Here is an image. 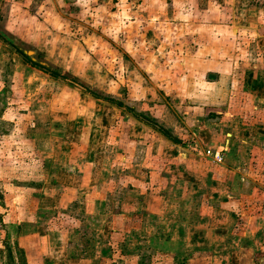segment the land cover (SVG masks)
Listing matches in <instances>:
<instances>
[{
  "label": "rangeland",
  "instance_id": "obj_1",
  "mask_svg": "<svg viewBox=\"0 0 264 264\" xmlns=\"http://www.w3.org/2000/svg\"><path fill=\"white\" fill-rule=\"evenodd\" d=\"M140 1L20 0L21 5L4 6L1 10L0 32L16 37L36 62H46L70 78L53 76L32 66L0 38V54H3V59L0 58V190L12 185L35 190L37 196L43 184L40 180L43 170H48L49 175H54L56 170L44 163V159L52 160L51 155H57L55 143L63 142V150L69 153L65 148L70 141H75L70 133L73 130L68 131L62 140L61 131L56 127L57 121L68 114L76 118L74 122L80 120L83 125L96 129L83 132L80 144L76 146L79 149L73 152L81 171L94 173L99 181H104L92 189L106 196V207L102 212L110 229L98 235L99 238L103 236L100 243L105 257L93 261V264L264 263V255L255 252L249 238L240 240L246 213L242 215L238 210L242 204H255V207L264 204V168L260 166L254 170L253 175L258 174L255 185L238 181L233 185L232 198L234 203H240L229 210L228 234L220 236L218 232L223 229L208 231L201 227L200 217L204 215L200 212L207 210L208 213L212 205L218 207L222 198H207L210 187L204 181L190 191L182 188L180 179L187 175L186 166L193 164L177 163L173 158L179 147L182 153L193 159V163L200 162V171L196 172L201 177L202 173L219 172L218 168L227 159L232 161L231 165L235 164L234 168L237 166L245 171L244 164L247 157H251L252 145L259 148H253V158L259 157L255 161H264L263 135H245L240 139L245 142L234 138L236 142L232 143L237 145L240 142L241 152L246 154V159L239 158V162L229 156L228 148L222 151V156L228 155L221 162H213L212 157L204 155L205 150L214 148L210 142L216 140L217 135L222 136L219 141L223 144L224 131L230 130L220 118V95L235 92L238 85L233 89L230 80H224L223 75L227 72L219 69L217 62L219 54L229 66L234 65V61L240 63L242 58L235 55L238 50L230 49L233 47L231 43L225 44L213 37L221 34L231 40L234 38L231 34L232 17H217L213 0H197V7L192 11L198 17H189L192 22L182 27L181 22L174 19L183 17H168L164 12L171 10L169 0L165 3L144 0L143 9ZM261 2L264 0H251L253 6ZM179 7L184 10L187 6ZM206 11L208 17H201ZM90 17H98V21H87ZM255 19L264 23V17ZM150 29L162 35L161 38L148 35ZM188 30H193L194 34ZM244 30L250 31L246 28L240 31L243 38L238 39L240 45L237 46L252 41V38L244 37L249 35L244 34ZM209 35L212 38H208ZM192 45L199 48L210 45L213 63L209 67L202 64L203 51H197ZM254 48L255 45L251 47ZM127 50L138 53L129 58L124 53ZM138 56L142 64L136 61ZM149 66L155 67L150 69ZM227 71L228 77L233 74L239 80L241 69L237 77L234 69L229 67ZM104 95H110L114 100L107 101ZM238 96L235 92L237 101ZM120 101L123 106L118 105ZM141 112L155 123L142 119ZM106 113L112 114L110 121H107ZM136 120L143 125L139 126ZM70 125L73 126V119ZM158 126L170 131L180 141L174 143ZM138 132L142 133L141 136ZM165 138L172 143L168 148ZM65 155L62 153L60 157L68 161ZM86 160L94 161L96 167ZM84 161L86 165H82ZM173 161L178 166H174ZM170 170L177 178L169 184L164 180L162 186L158 185L171 194L170 199L166 198L170 200L169 210L172 209L169 217L156 218L144 209L137 212L141 209L137 207L141 198L132 196V190H144L147 185L140 183L144 179L150 185L151 172L158 179L160 174L167 175ZM67 192L74 200L66 199V209L60 212L41 210L39 222L60 228L56 232L60 239H66L71 229L72 247L79 244L82 228L83 242H90L91 246L96 237L95 231L86 226L89 217L80 213L75 190ZM130 202L137 207L136 210L124 212ZM182 221H185L186 230L171 231ZM30 229L26 226L22 231ZM223 231L226 234V230ZM163 238L165 242L158 244ZM242 252L245 255L240 260Z\"/></svg>",
  "mask_w": 264,
  "mask_h": 264
},
{
  "label": "crops",
  "instance_id": "obj_2",
  "mask_svg": "<svg viewBox=\"0 0 264 264\" xmlns=\"http://www.w3.org/2000/svg\"><path fill=\"white\" fill-rule=\"evenodd\" d=\"M160 2L165 3L168 1L160 0ZM168 3L172 4L171 10L168 11L166 9L164 12H167L168 17H183L182 19H174L175 21L177 20L181 22L182 27H186L192 22L189 17H198L194 15L195 13L192 11L195 6L197 7V0H169ZM213 3V7L217 10V17H232L231 34L234 36L232 40L229 37L223 36L221 34L219 36H214L213 38H217L225 44L226 42L231 43L233 47L230 49H234L235 52L238 50L235 55L240 56L242 61L240 63L238 61H234V65L229 66L227 61L223 59V57H220L221 55L219 54L217 66L219 69L227 72L223 75L225 78L223 76L220 78H224V80L228 78L227 80H230L233 89L236 84L238 85L235 92L238 93L239 100L237 101V99L234 97L235 92L229 95L226 93H224L225 95H220V118L222 124L224 126H229L230 130L225 129V138L224 142H222L223 144H221L219 141V137L222 139L221 135H217L216 140L211 141L210 144L214 147L212 148L214 151L220 150L221 147L225 149L228 148L227 153L229 152V156L237 159L236 161L239 162V158L246 159V154H242L241 146L238 144L240 142H238L237 145L232 143V141H235L234 138L237 137L238 140H240L244 138L243 136L245 135L264 136V23H261L260 19L257 21L255 19V17H264V8H261L264 6V3L261 2L257 6H253L251 4V0H213ZM17 4L21 5L22 3L20 0H0V12L4 6H13ZM140 4L143 9L144 0H141ZM179 6L187 7H184V10H181ZM207 12L208 11L205 13L202 12L201 17H208ZM97 18L98 17H90V19L87 21L97 22ZM185 21L186 23L183 24ZM243 28L250 30H244V34H249L248 36L244 37L252 38V41L247 43L241 42L243 45L237 46L240 45L238 39L243 38L241 35H239ZM149 31H151V33H149ZM149 31H147V34L152 37L159 36L161 38L162 36L158 35L155 30L150 29ZM188 31L190 34H194L193 30ZM172 33H174V28ZM181 35L182 34L179 36ZM190 37L193 38L194 35H191ZM207 37L212 38L210 35ZM233 40L234 42H232ZM1 44L2 43L0 42V46ZM254 45L255 48L251 49V47ZM192 46L194 47L195 45ZM195 47L197 51H203L204 55L202 58V64L209 67L210 64L213 63V54L211 53L210 45H203L201 48L198 46ZM124 53L127 54L129 58H134L138 52L127 50L124 51ZM214 55L217 54L214 53ZM0 58L3 59V54H0ZM136 61L142 64V61H140V56H138ZM17 62L20 63L21 61L17 59ZM239 64H241V67ZM154 67L155 66H149L148 68L153 69ZM229 67L235 70L236 77L238 70L241 69V72L239 73V80H236L233 74L232 76L228 77L227 70ZM224 96H226V99H223ZM227 98H229V101H227ZM233 100L236 101L235 104L233 103ZM111 115L107 114V121H110ZM71 119H73V126L70 125ZM74 119L76 118L65 114L64 119H59L57 121L56 127L60 129L59 131H61L62 140L68 131L73 130V132L70 133H73L75 141H70L69 146L65 148L69 151V153H67L66 150H63V142L58 141V143H55L57 149L54 151L57 152V155L55 157L51 155V158H53L52 160L44 159V163L46 165L54 166L56 170L54 171V175H49L50 172L46 169L43 170L42 175H40V180L43 181V184H41L39 187V193L37 196L34 195L35 190H31L29 188H17L16 186L13 187L11 184L10 188L3 187V190H0L2 195V198H0V264H21L17 256V254H20L18 253V250L22 251L24 254L26 264H93V261L100 260L105 257V254H103L101 248L102 243H100L102 242L101 240H103V236L99 238L98 235L100 232H106L108 229H110V226H108V221L106 223L105 220H103V214L105 213L102 212L106 207V196L98 192L97 189H92V187H97V183H100L99 185H101L104 183V181H99L94 173L90 174L87 171H81L78 159L73 157V152L75 153L77 149H79V147L76 146H79V138L82 136L83 132L86 133V130H88V133H90L96 129L92 128L91 126L89 127L87 124L83 125L80 120L74 122ZM135 123H138L139 126L143 125L137 120ZM138 128H136L137 131ZM142 129L145 128L142 127ZM141 134L142 133L138 132V136H141ZM165 140H167V142H165L167 148L168 146L172 145V143H170L167 138H165ZM240 141L245 142L244 140ZM18 147L19 145H17V148ZM254 147L259 149L257 146H251L249 150L251 151V153L249 152L251 157H247L244 164L245 171H243V169L239 170V167L237 166L234 168L235 164L233 163L234 165H231L230 163L232 161L227 159L222 165H220L219 168L217 167L219 172H207L206 174L202 173V177L198 174V172H196L200 171V165L198 166L200 162L193 163V159L188 157V154L182 153L179 147H177L176 150L178 153L173 156V158H176L174 160H177V163L184 161L188 164H193L191 166H186L188 167V170H186L187 175L180 179V183L183 185L182 188L190 191L195 189V185H197L199 182L204 181V183H209L208 185L210 187V190H208L209 196H206L207 198H229V200L221 199L218 201V207L213 205L209 206L210 211L208 213L207 210L204 213L200 212L201 215H204L200 218L203 222L201 227H203L205 230L209 231L210 229H223L226 230V234L222 230V232H218L219 235L225 236L228 234L227 224L229 210L232 211V208L240 203H234L235 200L232 198V194L234 193L233 185L237 181L244 183L251 182L253 185H255L258 180V174L256 173L253 175L254 170H256V167L260 166L264 168V161L258 163L256 161L259 157L253 158ZM152 150H154V148H152ZM162 150L163 152L165 151V149ZM62 153H65V156H68V161L61 159L62 157H60V155H62ZM227 153H225V155L223 154V157L225 156L224 159L226 158ZM233 153H236V155H233ZM180 158L183 160L180 161ZM86 161H88L92 167H96L94 161ZM213 162L215 161L213 160ZM86 163L87 162L84 161L82 165H86ZM173 163L174 166H178L176 161H173ZM196 166H198V168H195ZM86 173H88V175H86ZM150 174L153 177L152 179V177L149 176L151 182L150 185H148L149 182L146 181V179H140V183H145V186H147L144 188V190H132L134 192L131 194L132 196L141 198V201H138L137 206L141 209H137V212H142L144 209V212L152 213L156 218H159L160 216L163 217V215L169 217L172 209L169 210L170 200H167L166 198L170 199L171 194L160 189L158 185L162 186L161 182L164 180L167 184L173 182L172 180L177 178L176 174H173L172 171L167 175L160 174L157 177L158 179L154 177L153 172ZM91 182H93V184L90 186ZM87 186L88 188L83 190ZM67 189L75 190L78 196L77 202L78 208H80L81 211L80 213L89 217L86 226L91 231H95L96 240L91 246L90 242H86V244L83 242L82 237L85 235L82 228L79 244H77V247H72L71 229H69L66 239H60L59 234L56 233L61 230L60 228H53L50 226V224L46 223L45 225V223L39 222V212L41 210L60 212L66 209V199L67 201L74 200L69 197ZM106 194L108 195L110 193L108 192ZM137 207H134L130 202L128 207H125L126 210L124 209V212L127 210L133 212ZM241 207L242 208H239L238 210H240L242 215L246 213V216L242 224V228L245 229H243L239 235L240 240L242 238H249L252 248L255 247V252L259 251L258 253H262L264 255V204L258 207H255V204H242ZM235 212L238 213V211ZM95 218L98 220L96 221ZM180 223V226L176 225L175 229L172 228L171 231L178 232L181 228L186 230L185 221ZM26 226H30L31 231L27 230L26 232H23L22 229ZM155 227L156 226L154 225V228ZM75 228L76 227L73 229ZM168 236H170V234L165 237ZM162 242H165V238H163L162 241L160 239L158 244L161 245ZM178 243L179 242L176 244ZM6 244L11 250V258L9 261L6 253L7 250L5 248ZM180 245L181 244H178V246ZM74 248L76 249V252L73 251ZM244 255V252L240 253V260L244 258Z\"/></svg>",
  "mask_w": 264,
  "mask_h": 264
},
{
  "label": "trees",
  "instance_id": "obj_3",
  "mask_svg": "<svg viewBox=\"0 0 264 264\" xmlns=\"http://www.w3.org/2000/svg\"><path fill=\"white\" fill-rule=\"evenodd\" d=\"M0 38L3 42L5 43H8L9 45H11L15 52L20 54L22 56V58L24 60H26L28 63H30L32 66L34 67H37L39 69H42L46 72H49L51 75L53 76H60V77H63V78H68L69 76L67 75H64L62 73V71L58 70V69H55L53 68L51 65H49L48 63H43V62H36L34 60V58L32 56H30V54L28 53V51H26L25 49H23L22 47V43L19 42V40L16 38V37H11L9 35H6L5 33L3 32H0ZM70 78V77H69ZM93 95L95 92H93L92 90L90 91ZM103 98L107 101H113L114 98L111 97L110 95H104ZM118 105L119 106H123V102H118ZM140 117L144 120H148L150 121L151 123H155L154 120L152 118H149L144 112H141L140 113ZM159 129L168 137L170 138L174 143H178L180 140L175 137L170 131H167L165 128L161 127V126H158ZM7 243V242H6ZM6 250H7V257H8V261L10 260L11 258V250H10V247L6 244L5 246ZM18 254L19 257L18 259L20 260L21 264H26L25 262V259H24V254L22 253V251H19L18 250ZM22 253V254H21Z\"/></svg>",
  "mask_w": 264,
  "mask_h": 264
},
{
  "label": "built area",
  "instance_id": "obj_4",
  "mask_svg": "<svg viewBox=\"0 0 264 264\" xmlns=\"http://www.w3.org/2000/svg\"><path fill=\"white\" fill-rule=\"evenodd\" d=\"M225 148H221L220 150H217V151H214L213 149H207L204 151V155L206 156H209V157H212V159L215 161V162H221L222 161V151L224 150Z\"/></svg>",
  "mask_w": 264,
  "mask_h": 264
},
{
  "label": "water",
  "instance_id": "obj_5",
  "mask_svg": "<svg viewBox=\"0 0 264 264\" xmlns=\"http://www.w3.org/2000/svg\"><path fill=\"white\" fill-rule=\"evenodd\" d=\"M28 53H30V52H28Z\"/></svg>",
  "mask_w": 264,
  "mask_h": 264
}]
</instances>
